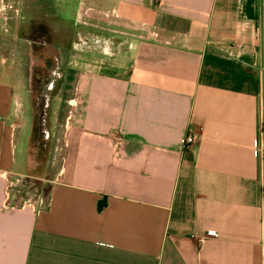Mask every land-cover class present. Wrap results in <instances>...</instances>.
<instances>
[{
    "label": "crops",
    "instance_id": "crops-1",
    "mask_svg": "<svg viewBox=\"0 0 264 264\" xmlns=\"http://www.w3.org/2000/svg\"><path fill=\"white\" fill-rule=\"evenodd\" d=\"M78 7L98 57H81L45 199L11 198L34 169L0 69V264H264V0Z\"/></svg>",
    "mask_w": 264,
    "mask_h": 264
},
{
    "label": "rangeland",
    "instance_id": "rangeland-1",
    "mask_svg": "<svg viewBox=\"0 0 264 264\" xmlns=\"http://www.w3.org/2000/svg\"><path fill=\"white\" fill-rule=\"evenodd\" d=\"M79 1L10 0L11 6L0 11V60L5 62L0 69L9 72V82L22 101V115L19 111L17 115L22 128L16 139V157L18 161L28 155L34 169L33 177L23 178L13 188L15 203L45 199L54 170L51 165L56 160L54 152L63 143L71 100L78 97L74 87L82 69L81 57L94 62L98 57L95 49H86L87 44L82 43L90 36L95 38L96 33L95 28L81 25ZM16 2L23 5L18 11ZM35 74L38 81L34 90ZM42 101L43 126L37 139L38 104Z\"/></svg>",
    "mask_w": 264,
    "mask_h": 264
},
{
    "label": "water",
    "instance_id": "water-1",
    "mask_svg": "<svg viewBox=\"0 0 264 264\" xmlns=\"http://www.w3.org/2000/svg\"><path fill=\"white\" fill-rule=\"evenodd\" d=\"M38 115H37V139L40 137L42 132V126H43V118H44V101L38 104Z\"/></svg>",
    "mask_w": 264,
    "mask_h": 264
},
{
    "label": "built area",
    "instance_id": "built-area-1",
    "mask_svg": "<svg viewBox=\"0 0 264 264\" xmlns=\"http://www.w3.org/2000/svg\"><path fill=\"white\" fill-rule=\"evenodd\" d=\"M195 140H196L195 135L191 132H188L185 135L184 139H182V148L186 149L191 147L194 144Z\"/></svg>",
    "mask_w": 264,
    "mask_h": 264
},
{
    "label": "flooded vegetation",
    "instance_id": "flooded-vegetation-1",
    "mask_svg": "<svg viewBox=\"0 0 264 264\" xmlns=\"http://www.w3.org/2000/svg\"><path fill=\"white\" fill-rule=\"evenodd\" d=\"M45 71H46V70H45ZM36 81H38V78H37V76H36V74H35V75L33 76V82H32V83H33V86H34V90L36 89V85H37ZM47 90H48V89L45 88L44 91H43V93L45 94V92H46ZM43 93H42V94H43ZM44 94H43V95H44Z\"/></svg>",
    "mask_w": 264,
    "mask_h": 264
},
{
    "label": "trees",
    "instance_id": "trees-1",
    "mask_svg": "<svg viewBox=\"0 0 264 264\" xmlns=\"http://www.w3.org/2000/svg\"><path fill=\"white\" fill-rule=\"evenodd\" d=\"M33 82V81H32ZM32 85H33V83H32ZM32 88L34 89V86H32Z\"/></svg>",
    "mask_w": 264,
    "mask_h": 264
}]
</instances>
